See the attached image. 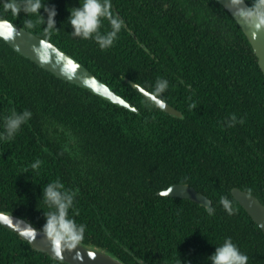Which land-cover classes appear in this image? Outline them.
I'll return each instance as SVG.
<instances>
[{"label":"trees","instance_id":"1","mask_svg":"<svg viewBox=\"0 0 264 264\" xmlns=\"http://www.w3.org/2000/svg\"><path fill=\"white\" fill-rule=\"evenodd\" d=\"M264 21V0H247ZM138 108L56 76L0 37V210L126 264H264V73L217 0H0ZM125 77L182 112L157 106ZM195 187L209 205L158 191ZM0 264H70L0 223Z\"/></svg>","mask_w":264,"mask_h":264},{"label":"water","instance_id":"2","mask_svg":"<svg viewBox=\"0 0 264 264\" xmlns=\"http://www.w3.org/2000/svg\"><path fill=\"white\" fill-rule=\"evenodd\" d=\"M217 1L230 12L240 25L242 31L250 41L253 51L258 58L259 66L264 73L263 19L247 0ZM0 37L13 49L31 58L38 65L53 72L56 76L83 86L110 102L138 112V108L134 104L130 103L90 71L82 62L61 49L53 41L38 36L19 24L1 16ZM125 80L166 112L182 117V112L178 108L161 99L140 83L128 77H125ZM231 193L264 232V203L253 193L238 186H233ZM158 194L190 198L204 205L211 203V199L199 192L195 187L180 182L173 183L167 188L159 190ZM0 223L28 240L35 249L47 252L51 256L60 258L70 264H126L116 256L106 251L89 247L72 239L63 232L40 229L24 217L12 212L0 210Z\"/></svg>","mask_w":264,"mask_h":264}]
</instances>
